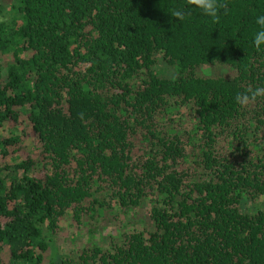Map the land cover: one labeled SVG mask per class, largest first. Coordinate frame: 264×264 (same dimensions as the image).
I'll use <instances>...</instances> for the list:
<instances>
[{
	"label": "trees",
	"instance_id": "obj_1",
	"mask_svg": "<svg viewBox=\"0 0 264 264\" xmlns=\"http://www.w3.org/2000/svg\"><path fill=\"white\" fill-rule=\"evenodd\" d=\"M221 2L0 0V264H264V0Z\"/></svg>",
	"mask_w": 264,
	"mask_h": 264
},
{
	"label": "clouds",
	"instance_id": "obj_2",
	"mask_svg": "<svg viewBox=\"0 0 264 264\" xmlns=\"http://www.w3.org/2000/svg\"><path fill=\"white\" fill-rule=\"evenodd\" d=\"M186 7H191L199 10L204 16L211 19L213 23H219L220 11L223 9L227 12V5L221 0H186L185 6L173 9L170 16L176 20H185L188 12ZM255 24L258 26L252 37V45L256 50H261L264 47V15L256 17ZM258 98H264V87H249L243 93H238L235 96V102L241 107H248L255 103Z\"/></svg>",
	"mask_w": 264,
	"mask_h": 264
},
{
	"label": "rangeland",
	"instance_id": "obj_3",
	"mask_svg": "<svg viewBox=\"0 0 264 264\" xmlns=\"http://www.w3.org/2000/svg\"><path fill=\"white\" fill-rule=\"evenodd\" d=\"M205 67H203L202 69H204ZM208 73H213V72H224V70H222V69H211V67L210 68H208V70H206ZM30 146V143H27V147H29ZM68 231H70V230H68ZM62 236H64V234L62 235ZM74 247H76V246H83L84 244H89V241L87 240V239H82V238H75L74 239ZM60 243H61V240H60ZM63 245L66 247L67 246V244L66 243H63ZM56 248V247H55ZM53 249L52 250V252H53V255L54 256H56V254H58L59 252L58 251H56V249ZM50 256H51V254H50ZM52 258V257H51ZM57 264H59V262L57 261L56 262Z\"/></svg>",
	"mask_w": 264,
	"mask_h": 264
}]
</instances>
